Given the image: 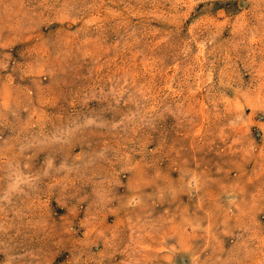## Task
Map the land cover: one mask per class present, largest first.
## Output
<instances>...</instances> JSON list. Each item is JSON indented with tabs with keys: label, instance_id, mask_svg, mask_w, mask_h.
I'll use <instances>...</instances> for the list:
<instances>
[{
	"label": "rangeland",
	"instance_id": "obj_1",
	"mask_svg": "<svg viewBox=\"0 0 264 264\" xmlns=\"http://www.w3.org/2000/svg\"><path fill=\"white\" fill-rule=\"evenodd\" d=\"M0 264H264V0H0Z\"/></svg>",
	"mask_w": 264,
	"mask_h": 264
}]
</instances>
